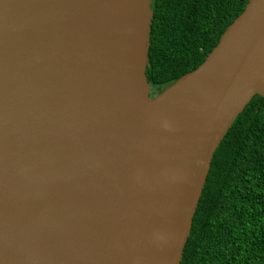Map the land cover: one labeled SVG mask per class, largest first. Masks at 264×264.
Masks as SVG:
<instances>
[{"label":"water","instance_id":"1","mask_svg":"<svg viewBox=\"0 0 264 264\" xmlns=\"http://www.w3.org/2000/svg\"><path fill=\"white\" fill-rule=\"evenodd\" d=\"M149 4L0 0V264H179L215 149L264 97V0L156 95Z\"/></svg>","mask_w":264,"mask_h":264},{"label":"trees","instance_id":"2","mask_svg":"<svg viewBox=\"0 0 264 264\" xmlns=\"http://www.w3.org/2000/svg\"><path fill=\"white\" fill-rule=\"evenodd\" d=\"M247 0H150L144 75L153 95L194 70ZM264 97L215 149L179 264H264Z\"/></svg>","mask_w":264,"mask_h":264},{"label":"rangeland","instance_id":"3","mask_svg":"<svg viewBox=\"0 0 264 264\" xmlns=\"http://www.w3.org/2000/svg\"><path fill=\"white\" fill-rule=\"evenodd\" d=\"M151 93L153 94L152 90H151Z\"/></svg>","mask_w":264,"mask_h":264}]
</instances>
